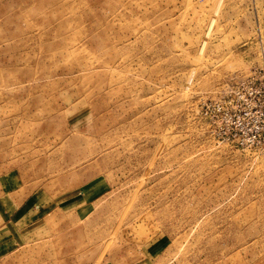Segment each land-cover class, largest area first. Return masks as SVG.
Wrapping results in <instances>:
<instances>
[{
	"label": "rangeland",
	"instance_id": "1",
	"mask_svg": "<svg viewBox=\"0 0 264 264\" xmlns=\"http://www.w3.org/2000/svg\"><path fill=\"white\" fill-rule=\"evenodd\" d=\"M263 60L264 0H0V264H264L204 113Z\"/></svg>",
	"mask_w": 264,
	"mask_h": 264
},
{
	"label": "built area",
	"instance_id": "2",
	"mask_svg": "<svg viewBox=\"0 0 264 264\" xmlns=\"http://www.w3.org/2000/svg\"><path fill=\"white\" fill-rule=\"evenodd\" d=\"M204 113L217 138L241 149H264V60L207 100Z\"/></svg>",
	"mask_w": 264,
	"mask_h": 264
},
{
	"label": "bare ground",
	"instance_id": "3",
	"mask_svg": "<svg viewBox=\"0 0 264 264\" xmlns=\"http://www.w3.org/2000/svg\"><path fill=\"white\" fill-rule=\"evenodd\" d=\"M249 72V71H248ZM248 72H246V74L248 73ZM246 74H244V75H246ZM244 75H242V76H244ZM236 76V75H235ZM237 77H241V76H237ZM236 78V77H235ZM234 79V78H233ZM227 85V83L224 85V87Z\"/></svg>",
	"mask_w": 264,
	"mask_h": 264
}]
</instances>
